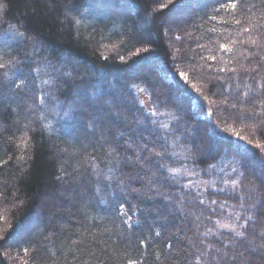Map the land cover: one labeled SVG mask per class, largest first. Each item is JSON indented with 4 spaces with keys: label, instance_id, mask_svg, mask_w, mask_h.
Segmentation results:
<instances>
[{
    "label": "trees",
    "instance_id": "1",
    "mask_svg": "<svg viewBox=\"0 0 264 264\" xmlns=\"http://www.w3.org/2000/svg\"><path fill=\"white\" fill-rule=\"evenodd\" d=\"M190 1L0 0V264H264V0Z\"/></svg>",
    "mask_w": 264,
    "mask_h": 264
},
{
    "label": "rangeland",
    "instance_id": "2",
    "mask_svg": "<svg viewBox=\"0 0 264 264\" xmlns=\"http://www.w3.org/2000/svg\"><path fill=\"white\" fill-rule=\"evenodd\" d=\"M200 0L198 1H190L188 2V5H184V7H182V9L176 11L173 15L174 17L178 18V16H187L191 14V12H193V10H195L197 8V6L200 5ZM204 3V1H202ZM98 7L102 8L103 10H107L108 8L110 7H104L102 4L100 3H97ZM112 10H114L112 8ZM157 65H159L161 67V70L163 71V73H165V68L164 66L162 65V63L160 62H157L156 63ZM144 95L142 94V97ZM210 141H212V139H210ZM208 142L210 143L212 146H213V143L212 142ZM231 167V166H230ZM260 167V166H259ZM257 167V166H251L250 169L254 172V174H260L261 173V170L260 168ZM0 183H2V180H0ZM2 188L0 186V192H1ZM1 195V193H0ZM5 195V194H3ZM122 213L124 215V217L127 219V220H130V215H128V213L126 212L125 208L122 207ZM61 221V220H60ZM60 223V222H59ZM63 225H64V222H61L60 223V227L63 228ZM29 230L31 229L32 230V226H29L21 231H19L18 234L15 235L16 238H21L22 236H25V234L27 233L26 230ZM3 230L0 228V239L3 237ZM19 239H16L17 241ZM15 241L14 239H11V240H7L6 244L3 245V254L5 255L6 259L8 260L9 264H32L33 262L30 261V260H27L25 259V254L23 255L21 252L24 253L23 250H20L22 247L21 246H18L19 243ZM21 247V248H20ZM25 246H23L24 248ZM22 248V249H23Z\"/></svg>",
    "mask_w": 264,
    "mask_h": 264
},
{
    "label": "snow or ice",
    "instance_id": "3",
    "mask_svg": "<svg viewBox=\"0 0 264 264\" xmlns=\"http://www.w3.org/2000/svg\"><path fill=\"white\" fill-rule=\"evenodd\" d=\"M228 6H229L230 8H232V9H235V8H236V0H229V4H228ZM245 30L247 31V29H245ZM16 35H17L18 37L22 38V39L25 38V33L22 32V31L17 32ZM252 43L255 44V40H253ZM221 47L224 48V47H226V46L221 45ZM229 50H230V49H229ZM211 59L215 60V57H212ZM8 67H9V62H0V69H7ZM220 70L223 71V69H220ZM33 71L36 72L37 75H39L40 72L42 71V69L39 68V67H37L36 69H33ZM7 75H8L7 72H5V77H7ZM69 75H71V74L69 73ZM181 77L184 78V79H186V77L184 76L183 73H181ZM48 82H49V81H44V83H48ZM23 85H24V81H20L19 83H16L15 86H16L17 88H21ZM139 91H144V89L141 88V89H139ZM245 95H247V94H245ZM41 103H43V97H41ZM65 115H68V112H65ZM151 115H152V116H156L157 113H156V112H152ZM152 123L155 124L156 121L153 120ZM143 147H144L145 149H147L148 146H147V144H145ZM155 155H156V156H160V155H162V153H160V152H156ZM213 203H215V201H213ZM121 207H123V206L121 205ZM249 219H251V217H249ZM225 227H228V226L225 225ZM236 234H237L238 236H241V237L244 236V233H242V232H239V233H236ZM156 235H159V233L157 232ZM260 235H261L262 238H264V232H262ZM169 247H171V245H169ZM262 247H264V246H262ZM128 264H137V262H136V261H133V260H129V261H128ZM197 264H199V259H197Z\"/></svg>",
    "mask_w": 264,
    "mask_h": 264
},
{
    "label": "bare ground",
    "instance_id": "4",
    "mask_svg": "<svg viewBox=\"0 0 264 264\" xmlns=\"http://www.w3.org/2000/svg\"><path fill=\"white\" fill-rule=\"evenodd\" d=\"M156 63H157V61L154 62V65H153V66L156 67V68H158V69L163 73V71L161 70V67H160L159 65H157ZM160 63H161V62H160ZM162 65H163V64H162ZM163 66H164V65H163ZM164 68H165V66H164ZM165 71H166V68H165Z\"/></svg>",
    "mask_w": 264,
    "mask_h": 264
}]
</instances>
